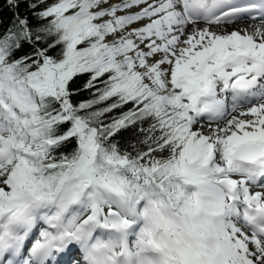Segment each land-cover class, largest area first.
Here are the masks:
<instances>
[{"label":"snow or ice","instance_id":"6c2138e0","mask_svg":"<svg viewBox=\"0 0 264 264\" xmlns=\"http://www.w3.org/2000/svg\"><path fill=\"white\" fill-rule=\"evenodd\" d=\"M0 264H264V0H0Z\"/></svg>","mask_w":264,"mask_h":264}]
</instances>
